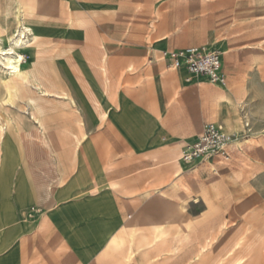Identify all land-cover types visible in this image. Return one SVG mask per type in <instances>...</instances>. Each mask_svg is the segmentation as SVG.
<instances>
[{"label":"rangeland","instance_id":"374dc122","mask_svg":"<svg viewBox=\"0 0 264 264\" xmlns=\"http://www.w3.org/2000/svg\"><path fill=\"white\" fill-rule=\"evenodd\" d=\"M22 1L33 9L27 21L38 36L24 59L51 93L32 96L31 111L43 117L40 134L56 154L51 159L20 113H27L25 98L32 95L23 89L17 107L0 105L6 127L0 174L14 168L8 182L15 173L20 180L28 176L31 188L50 180L49 190L65 188L70 194L61 202H74L79 212L71 223L60 203L39 202L38 190L30 200L22 191L15 202L35 203L32 214L24 204L0 227L26 218L33 224L22 241L23 264H128L131 248L130 264H264V0ZM16 2L0 0V27L9 34L16 29ZM196 45L222 53L226 84L196 77L205 91L184 94L173 80L161 79L178 71L161 52ZM3 89L0 83V103ZM62 89L78 111L58 98ZM183 99L191 115L198 99L204 110L205 99L206 123H221L237 136L228 160L179 163L178 137L191 142L203 126L184 128L189 134L164 127L156 138L155 125L130 114L143 110L157 119L158 102L165 112ZM114 124L136 150L144 149L135 151ZM165 131L176 139L162 142ZM11 193V184L0 181V215L11 210L3 203L13 202ZM157 228L163 236L152 245ZM13 248L1 264H18Z\"/></svg>","mask_w":264,"mask_h":264},{"label":"crops","instance_id":"0c3cea01","mask_svg":"<svg viewBox=\"0 0 264 264\" xmlns=\"http://www.w3.org/2000/svg\"><path fill=\"white\" fill-rule=\"evenodd\" d=\"M18 4H19V0H17V2H16L17 7H18ZM166 64H167V61H166ZM222 65H223V58H222ZM167 66H168V64H167ZM168 68H170V67L168 66ZM170 69H172V68H170ZM172 70H178V71L168 72V73H166V76H162L161 79L164 78V79L173 80V84H175L177 86H181L182 91H183L182 93H184V94H186L187 92L190 93L189 89H192L193 91H196V89H198L200 91V89H202L203 91H205V89H206L205 86L200 87L201 86L200 83L197 85L194 84L195 83L194 78H196L197 76L191 78L192 82L187 83L185 85V83L183 82V75H185V74L188 75L187 72L185 71V69L179 68V69H172ZM223 70H224V68H223ZM224 72H225V70H224ZM225 75H226V73H225ZM198 79H203V78H198ZM226 79H227V77H226ZM211 85H213V84H211ZM213 86H216V85H213ZM195 105H198V111H196V109H195L194 115L186 113L188 111V107H187V102L184 99L182 101L178 100L177 102L173 103L172 105L167 106L165 112H162L161 103L158 102L159 117L157 119H147L146 112L143 110L142 111L136 110L135 112L130 113V114L138 117L144 124L155 125L156 126L155 127L156 128L155 129L156 138H157V134L164 127H169L173 131H175L176 133L189 134L192 132V130H184V128H189V129L198 128L201 125L203 126L206 123L205 99L202 103L204 110L202 109V111H201V102L199 99H198V102H195ZM115 127L118 129L119 133L124 138V140L126 142H128L129 145L135 151L139 152L142 149H144V148H142V149L136 150L134 148L132 142L130 141L129 137L125 134L124 130L120 129L116 125H115ZM199 133H200V131H199ZM199 133H197L195 136H193V139H191V140L193 141L194 138ZM41 135L42 134H40V136ZM174 139H176V137H174L172 132H170V131H165L160 136V140L162 142H167L169 140H174ZM178 141H179L180 145H179V148L177 149V152H176L177 156H178L179 151L183 147V145L185 143H187V141H185V139H183L182 137H178ZM177 156L175 158V161L179 162L177 160ZM51 162L53 163L52 160H51ZM53 165H54V163H53ZM53 165L51 167H53ZM13 170H14V168L5 169V170H2V172L0 174V181L3 183V185L8 186V184H9V186H10V184H11V187H13V191L16 192L15 194H13V193L10 194L11 195L10 200H12L13 202H3V203H7L5 206L9 207V209H11V210L7 209V211L5 213H3V215L1 214L2 216L0 215V222H3V223L8 222L16 214L14 209H16L18 207H23L24 204H25L24 206L26 207V210H27L25 213L32 214L33 210H31V208H33V209L35 208V206H36L35 203H32V202H15V200L18 201L20 199V197H21L20 195H21L22 191H24L25 192L24 195H26V197H28L31 200L32 190L40 191L41 198L39 199V202L40 201H50V200H52L53 202H58V203H60V205L62 207V209H61L62 213L64 212V215H67L70 218L71 223H76L78 221L79 212H78V209L76 208L77 206L75 204H73L74 202H61L68 194H70V193H66L65 188H64V190H60V188H57L55 190V192L52 193L51 190H49V186L51 184H53L52 182H50V180L46 184L38 182L39 187L31 188V180L30 181L28 180V176L25 177L23 180H20V176H18V178H16V173L14 175L13 180H11V182L10 181L8 182L7 177L11 174V172ZM21 174H22V172H21ZM27 219L28 218L22 219L21 221H15L11 225H7V226L5 225L3 227H0V256L5 255L7 252H9L14 247L13 251H12L15 254L14 255V261L12 260L13 259L12 256H10V259H11L10 261L11 262L13 261V262L18 263V264L24 263V256H23L24 252H23V247H22L23 238H26L27 236L29 237V235H31L32 229H33V224L30 221H28ZM3 262H4L3 260H0V264Z\"/></svg>","mask_w":264,"mask_h":264},{"label":"bare ground","instance_id":"6f19581e","mask_svg":"<svg viewBox=\"0 0 264 264\" xmlns=\"http://www.w3.org/2000/svg\"><path fill=\"white\" fill-rule=\"evenodd\" d=\"M17 11L18 13L15 17L16 29L13 34H9L6 28L0 27V83L2 84V87L5 88V91L3 89V92H5V98L1 100L0 105L12 108L17 107L16 99L19 97L21 90L24 89L32 93V95L25 98V109L27 110V113H22V111H20V113L25 116L31 124H33L38 136L43 143L50 148V156L52 159V156L56 154V150L53 148L45 133H42L40 136L41 129L44 126L43 117L40 115H34L31 111L36 105V100L32 96L46 98L50 96L51 93L44 87L35 65L33 63L27 64L23 55V51L38 45V36L34 32L32 25L27 21V19L31 17L30 15L33 13V9L24 1L19 0ZM149 62L151 63L152 61ZM197 78H203L207 81L205 77L197 76ZM186 81L187 83L192 82L188 76ZM57 94L60 95L58 98L67 101L73 110L78 111L79 107L76 99L68 92L62 89L59 90ZM7 119L11 120V117L7 116ZM5 130L6 127L4 124L0 125V136H2ZM78 147L79 145L77 144L75 148L77 149ZM179 175H181L180 172H176L174 176L178 177ZM162 236L163 233L161 229L157 228L152 236V245L160 241ZM135 255L136 252L132 248L127 252L126 261L128 264H130Z\"/></svg>","mask_w":264,"mask_h":264},{"label":"built area","instance_id":"2783aa9c","mask_svg":"<svg viewBox=\"0 0 264 264\" xmlns=\"http://www.w3.org/2000/svg\"><path fill=\"white\" fill-rule=\"evenodd\" d=\"M161 57L172 69L184 68L189 79L201 76L219 87L226 84L222 53L218 49L205 45L164 49ZM236 138V135L225 132L221 123H205L194 140L183 145L177 160L191 166L210 161L213 157L228 160Z\"/></svg>","mask_w":264,"mask_h":264}]
</instances>
